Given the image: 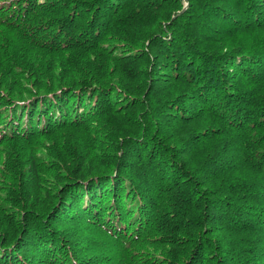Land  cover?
<instances>
[{
  "label": "trees",
  "instance_id": "obj_1",
  "mask_svg": "<svg viewBox=\"0 0 264 264\" xmlns=\"http://www.w3.org/2000/svg\"><path fill=\"white\" fill-rule=\"evenodd\" d=\"M0 264H264V0H0Z\"/></svg>",
  "mask_w": 264,
  "mask_h": 264
},
{
  "label": "bare ground",
  "instance_id": "obj_2",
  "mask_svg": "<svg viewBox=\"0 0 264 264\" xmlns=\"http://www.w3.org/2000/svg\"><path fill=\"white\" fill-rule=\"evenodd\" d=\"M211 230V229H210ZM210 232V231H209Z\"/></svg>",
  "mask_w": 264,
  "mask_h": 264
}]
</instances>
